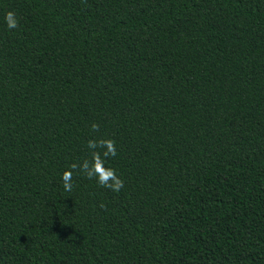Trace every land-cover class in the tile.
Returning a JSON list of instances; mask_svg holds the SVG:
<instances>
[{
  "label": "trees",
  "instance_id": "obj_1",
  "mask_svg": "<svg viewBox=\"0 0 264 264\" xmlns=\"http://www.w3.org/2000/svg\"><path fill=\"white\" fill-rule=\"evenodd\" d=\"M0 264H264V0H0Z\"/></svg>",
  "mask_w": 264,
  "mask_h": 264
},
{
  "label": "clouds",
  "instance_id": "obj_2",
  "mask_svg": "<svg viewBox=\"0 0 264 264\" xmlns=\"http://www.w3.org/2000/svg\"><path fill=\"white\" fill-rule=\"evenodd\" d=\"M5 19L9 28H16L18 21L15 19V14L11 10L6 13ZM93 131L98 130L99 125L93 123L91 125ZM89 149H92L91 160H84L82 164H72L70 169L65 170L62 173L63 187L66 192L72 191V170L79 169L87 178L97 179V182L104 187H108L113 191L119 192L123 187V181L116 176L115 170L112 168H106L104 166L103 158L115 157L116 148L115 141L111 139L89 140ZM103 149L102 152L96 151V149Z\"/></svg>",
  "mask_w": 264,
  "mask_h": 264
}]
</instances>
